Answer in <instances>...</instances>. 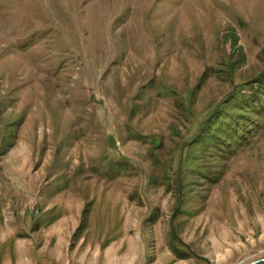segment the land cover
Returning <instances> with one entry per match:
<instances>
[{"label":"rangeland","instance_id":"obj_1","mask_svg":"<svg viewBox=\"0 0 264 264\" xmlns=\"http://www.w3.org/2000/svg\"><path fill=\"white\" fill-rule=\"evenodd\" d=\"M0 264H264V0H0Z\"/></svg>","mask_w":264,"mask_h":264}]
</instances>
